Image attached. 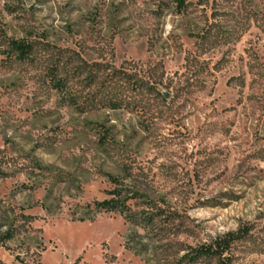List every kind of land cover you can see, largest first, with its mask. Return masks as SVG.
I'll use <instances>...</instances> for the list:
<instances>
[{
    "label": "rangeland",
    "instance_id": "374dc122",
    "mask_svg": "<svg viewBox=\"0 0 264 264\" xmlns=\"http://www.w3.org/2000/svg\"><path fill=\"white\" fill-rule=\"evenodd\" d=\"M0 169V264H184L230 232L232 264H264V0H0ZM108 175L158 236L88 208Z\"/></svg>",
    "mask_w": 264,
    "mask_h": 264
},
{
    "label": "trees",
    "instance_id": "16d2710c",
    "mask_svg": "<svg viewBox=\"0 0 264 264\" xmlns=\"http://www.w3.org/2000/svg\"><path fill=\"white\" fill-rule=\"evenodd\" d=\"M173 3H175L178 7V9H185L190 0H171ZM9 47L12 51L17 53V58L19 60H28L31 59V54L33 51V48L30 44H27L25 42L11 40L9 41ZM100 70H102V66L98 65ZM99 70V71H100ZM123 71L119 70L114 72L113 74L110 73L109 76H114L111 81L106 82L103 85L104 92L102 94V98L100 101H98L103 108L113 109L117 110L122 108V102L124 101L123 98H120L119 94L115 91V87L117 85V81L121 79V76ZM125 77L132 78L127 73H124ZM55 80V77L52 79ZM55 86L58 90H60L63 94H69L70 91L68 88L67 80L66 79H59L55 81ZM144 86H148L149 94H155L157 93V89L154 86H149L144 80H136L135 81V89L137 91L143 89ZM72 105L79 107V103L77 102V99H71ZM89 105L92 107L93 104H95V101L91 99L89 101ZM83 106V105H82ZM2 171L0 169V176H2ZM109 182L113 185V189L110 191H107L108 198L103 201H96L94 203V207L92 205H88V208L91 209L94 213L100 214V213H118L122 216L126 224H129L132 228L143 230L146 234V236L149 237H155L158 236L161 228L158 225V218H161L162 215H159L156 212L148 213L149 211H144L141 209H138L137 201L139 200V197L135 195L136 193L133 191H129L126 189L123 184V181H121L118 177H114L112 175H108ZM134 193V194H133ZM153 208V207H148ZM94 218H87V217H79L78 221L80 222H86V221H93ZM136 232L133 233L131 230L127 243L125 245L126 249L133 252L137 256H143L147 254V251L145 250V246L142 247L140 243H137L136 238ZM245 233L240 232H230L225 237L219 238L215 240L213 243L209 245H203L197 249H192L193 251L188 255L187 258L190 260L187 261L184 264H209L210 262L214 261L215 264H232L231 257L228 255L231 251L232 245L243 238H245ZM8 238H12V235H9ZM160 248L163 247V245H159ZM158 246V248H159ZM157 248V247H156ZM147 263H149L148 259H145ZM171 258L165 259L161 264H183L184 261H176L173 263ZM160 264V263H159Z\"/></svg>",
    "mask_w": 264,
    "mask_h": 264
}]
</instances>
